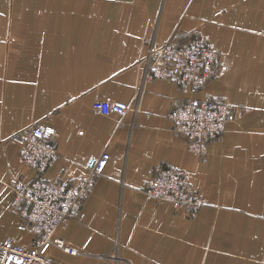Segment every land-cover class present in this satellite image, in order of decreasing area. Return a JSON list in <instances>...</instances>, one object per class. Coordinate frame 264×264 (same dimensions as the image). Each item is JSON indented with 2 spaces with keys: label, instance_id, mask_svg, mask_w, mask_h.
Masks as SVG:
<instances>
[{
  "label": "crops",
  "instance_id": "1",
  "mask_svg": "<svg viewBox=\"0 0 264 264\" xmlns=\"http://www.w3.org/2000/svg\"><path fill=\"white\" fill-rule=\"evenodd\" d=\"M200 34L217 61L197 92L143 80L149 41L186 45ZM189 97L231 106L202 154L167 116ZM97 99L129 109L103 114ZM34 123L54 131L49 180L75 182L109 153L82 217L55 230L77 252L49 244V264H264V0H0V241L26 248L33 232L18 228L10 186L34 172L11 136ZM168 163L202 198L194 214L146 196Z\"/></svg>",
  "mask_w": 264,
  "mask_h": 264
},
{
  "label": "built area",
  "instance_id": "2",
  "mask_svg": "<svg viewBox=\"0 0 264 264\" xmlns=\"http://www.w3.org/2000/svg\"><path fill=\"white\" fill-rule=\"evenodd\" d=\"M140 61L143 64V80L173 79L193 93L215 75L217 52L200 34L186 45H178L172 40L162 43L149 41ZM92 107L103 114H124L129 109L125 102L106 99L95 100ZM167 116L174 132L185 139L187 148L195 154H202L207 143L225 130L231 120V106L225 100L189 97L172 104ZM53 132L50 126L34 123L17 129L11 136L19 144L21 162L34 175L30 179L16 178L12 181L10 206L18 213V228L32 231L33 239L28 248L10 238L0 241V264H17L18 261L23 264H49L44 256L49 244L70 254L77 252L56 235L55 230L73 217H82V198L91 187L94 176L106 166L109 153L102 151L97 159L90 161L86 166L88 173L75 182L49 180L42 172L57 155ZM145 194L156 202H169L190 215L202 204V198L192 187L184 170L172 163L157 167Z\"/></svg>",
  "mask_w": 264,
  "mask_h": 264
},
{
  "label": "snow or ice",
  "instance_id": "3",
  "mask_svg": "<svg viewBox=\"0 0 264 264\" xmlns=\"http://www.w3.org/2000/svg\"><path fill=\"white\" fill-rule=\"evenodd\" d=\"M49 131H51V129H50ZM17 264H23V262H21V261H18V262H17Z\"/></svg>",
  "mask_w": 264,
  "mask_h": 264
},
{
  "label": "rangeland",
  "instance_id": "4",
  "mask_svg": "<svg viewBox=\"0 0 264 264\" xmlns=\"http://www.w3.org/2000/svg\"><path fill=\"white\" fill-rule=\"evenodd\" d=\"M261 244H262V242H261ZM264 248V247H263Z\"/></svg>",
  "mask_w": 264,
  "mask_h": 264
}]
</instances>
